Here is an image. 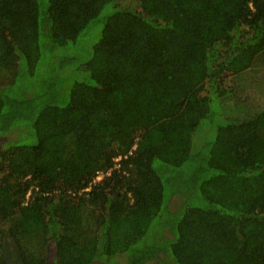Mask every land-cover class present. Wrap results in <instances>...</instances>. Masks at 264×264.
<instances>
[{
  "label": "trees",
  "instance_id": "obj_1",
  "mask_svg": "<svg viewBox=\"0 0 264 264\" xmlns=\"http://www.w3.org/2000/svg\"><path fill=\"white\" fill-rule=\"evenodd\" d=\"M0 136V255L264 264V0H0Z\"/></svg>",
  "mask_w": 264,
  "mask_h": 264
},
{
  "label": "rangeland",
  "instance_id": "obj_2",
  "mask_svg": "<svg viewBox=\"0 0 264 264\" xmlns=\"http://www.w3.org/2000/svg\"><path fill=\"white\" fill-rule=\"evenodd\" d=\"M94 40H95L94 37H93V39L91 37H89L88 38V44L85 45V48L90 47V45L94 42ZM225 84L227 86H232L233 85L232 79L229 78V79L225 80ZM180 96H181V94L173 95L171 97L169 95V96H166L165 98H163V100L154 101L152 99V92L150 90L144 92L141 99L139 100L138 108H137L138 113H141V115H143L141 118V122L144 124L143 126L148 127L153 122L154 113H159L162 116L164 114L170 115L173 112H176L180 107V100H181ZM254 97L257 98V96L255 94H254ZM128 121L129 120L126 121V129H128L130 126L128 124ZM207 131L211 132V130H209V129L204 130L203 133H201L202 134L201 137H203L205 135L210 136L211 134L207 133ZM54 150H55L54 148H50L51 152H53ZM50 153H48V154H50ZM101 178L102 177L97 179V181L101 180ZM152 242H153V239H151V243ZM50 248H48V253H47L46 257H48V255H49L50 259H52L57 254L56 243L51 242Z\"/></svg>",
  "mask_w": 264,
  "mask_h": 264
},
{
  "label": "flooded vegetation",
  "instance_id": "obj_3",
  "mask_svg": "<svg viewBox=\"0 0 264 264\" xmlns=\"http://www.w3.org/2000/svg\"><path fill=\"white\" fill-rule=\"evenodd\" d=\"M5 143L6 140L0 136V152L3 149ZM56 258L57 254L52 259H50L48 255V257L45 258L43 264H58L55 262ZM0 264H28V262L24 260L23 255L20 253L16 242L10 237L4 241L3 250L1 251L0 255Z\"/></svg>",
  "mask_w": 264,
  "mask_h": 264
},
{
  "label": "built area",
  "instance_id": "obj_4",
  "mask_svg": "<svg viewBox=\"0 0 264 264\" xmlns=\"http://www.w3.org/2000/svg\"><path fill=\"white\" fill-rule=\"evenodd\" d=\"M100 177H98L97 179H99Z\"/></svg>",
  "mask_w": 264,
  "mask_h": 264
}]
</instances>
